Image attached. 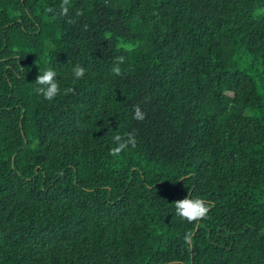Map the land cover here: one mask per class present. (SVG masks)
I'll use <instances>...</instances> for the list:
<instances>
[{"label": "trees", "instance_id": "16d2710c", "mask_svg": "<svg viewBox=\"0 0 264 264\" xmlns=\"http://www.w3.org/2000/svg\"><path fill=\"white\" fill-rule=\"evenodd\" d=\"M61 3L0 0V264H264V0Z\"/></svg>", "mask_w": 264, "mask_h": 264}, {"label": "clouds", "instance_id": "9594fccd", "mask_svg": "<svg viewBox=\"0 0 264 264\" xmlns=\"http://www.w3.org/2000/svg\"><path fill=\"white\" fill-rule=\"evenodd\" d=\"M71 0H62L60 5L59 15L66 16L69 12ZM54 9L49 7L45 9L46 14L53 13ZM80 14V13H78ZM56 15L49 16L50 20H55ZM127 50L131 52L133 49L129 46ZM125 62V57H118L111 68V73L115 76L119 77L123 74L122 69L120 67L121 64ZM73 75L76 79H82L85 76L86 70L80 66L75 65L72 69ZM57 72L52 68H47L42 74H39L35 84L37 85L35 91L38 95L42 96L45 100L51 102L55 100V98L61 95V87L59 82L56 79ZM74 93V89L65 88L63 90V95H68ZM133 119L137 121H143L146 118V113H144L139 105H136L133 108ZM113 142L116 145L111 148L109 151V155L113 157H120L121 153L125 150H128L130 147L134 148L136 146V139L134 133H124V134H116L113 136ZM213 205L210 201H206L201 197L192 198L190 196L184 198L183 200L177 201L174 203L176 215L184 221L188 223H196L204 220L208 217V213L211 210ZM194 233L189 231L184 236L185 245L188 248L194 247L193 240ZM175 264V262H174Z\"/></svg>", "mask_w": 264, "mask_h": 264}, {"label": "rangeland", "instance_id": "374dc122", "mask_svg": "<svg viewBox=\"0 0 264 264\" xmlns=\"http://www.w3.org/2000/svg\"><path fill=\"white\" fill-rule=\"evenodd\" d=\"M50 45V44H49Z\"/></svg>", "mask_w": 264, "mask_h": 264}]
</instances>
